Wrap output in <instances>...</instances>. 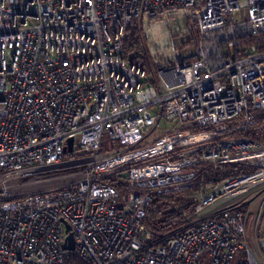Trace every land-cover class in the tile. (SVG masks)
Wrapping results in <instances>:
<instances>
[{"label": "built area", "instance_id": "2783aa9c", "mask_svg": "<svg viewBox=\"0 0 264 264\" xmlns=\"http://www.w3.org/2000/svg\"><path fill=\"white\" fill-rule=\"evenodd\" d=\"M133 21L160 38L152 75L123 58ZM255 111L264 0H0V264H264V200L255 248L234 201L264 184ZM231 163L255 170L205 179ZM184 190L191 213L155 236L151 194Z\"/></svg>", "mask_w": 264, "mask_h": 264}, {"label": "trees", "instance_id": "16d2710c", "mask_svg": "<svg viewBox=\"0 0 264 264\" xmlns=\"http://www.w3.org/2000/svg\"><path fill=\"white\" fill-rule=\"evenodd\" d=\"M137 35V27L133 21L125 30V35L122 41V55L129 64L138 66L147 71V63L143 52L139 47V38ZM254 117L256 130L251 135L255 140L261 142V139L257 134V129L262 130L264 128V112L255 111ZM254 170V168L247 166L244 163L224 164L217 170L210 171L205 176V179L217 184L225 178L250 173ZM109 183L118 188L120 192H124V189L115 179H109ZM192 192L194 191H174L167 194L152 193L146 208V217L144 220L146 228L155 236H163L180 227L184 219L183 212L188 214L191 213L195 205V203L193 204V202H189L186 198V196ZM72 260L75 264H79L77 260Z\"/></svg>", "mask_w": 264, "mask_h": 264}, {"label": "rangeland", "instance_id": "374dc122", "mask_svg": "<svg viewBox=\"0 0 264 264\" xmlns=\"http://www.w3.org/2000/svg\"><path fill=\"white\" fill-rule=\"evenodd\" d=\"M173 22L181 23L179 21V19H175V20L173 19ZM137 34H138V31H137ZM155 41H156L155 38H139V47L143 52L144 58H145L146 63H147L146 70L150 75H152L156 70V68H155L156 65L154 63L155 60L150 55L151 54L150 48L155 46ZM164 53L167 54V52H164ZM162 56H164V55H162ZM161 59L162 58H160V60ZM164 126H165V124L161 123L160 126L153 132V134L149 138H147L143 141V144L144 143H150L155 138H157L160 135ZM259 130L257 129V134L259 135L261 142H262V145L264 146V128L260 131ZM116 146H117L116 142H113L112 140L109 139L107 134H104L103 140H102V150H110L111 148L116 147ZM245 165L250 166L247 163ZM61 183H62L61 181L49 180V181L42 182L38 185H35L33 187H30V188H28V190H30V191L43 190V189L49 188L51 186L60 185ZM263 185H261V186L256 185V186L252 187L248 191L243 192L241 195H239L234 200L235 202H238V203L243 204L245 206H249V212H248L247 217H246V229H247L248 238H249V240L253 246L255 245V238H256L255 220H256L257 214H255V213H257L259 206L261 205L262 201L264 200V186ZM193 195H194V192L190 193L188 196H186V198L189 202H193V204H194L195 202H194V196ZM186 214H188V213H186ZM263 224H264V219H263ZM254 248H255V246H254ZM234 261L235 260H233L231 264H235Z\"/></svg>", "mask_w": 264, "mask_h": 264}, {"label": "water", "instance_id": "95a60500", "mask_svg": "<svg viewBox=\"0 0 264 264\" xmlns=\"http://www.w3.org/2000/svg\"><path fill=\"white\" fill-rule=\"evenodd\" d=\"M72 139H68L67 141V150L71 151L72 150ZM69 230V226L66 225V231ZM63 248L66 250H73L74 249V244H73V237L71 233H68L65 239V243L63 245Z\"/></svg>", "mask_w": 264, "mask_h": 264}, {"label": "bare ground", "instance_id": "6f19581e", "mask_svg": "<svg viewBox=\"0 0 264 264\" xmlns=\"http://www.w3.org/2000/svg\"><path fill=\"white\" fill-rule=\"evenodd\" d=\"M156 35H157V33H156ZM155 39L159 41L160 38H155Z\"/></svg>", "mask_w": 264, "mask_h": 264}]
</instances>
